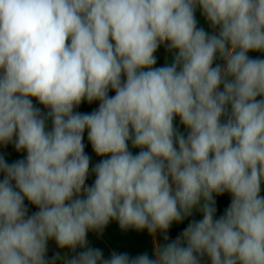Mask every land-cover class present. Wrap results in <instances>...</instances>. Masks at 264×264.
<instances>
[{
    "label": "clouds",
    "instance_id": "1",
    "mask_svg": "<svg viewBox=\"0 0 264 264\" xmlns=\"http://www.w3.org/2000/svg\"><path fill=\"white\" fill-rule=\"evenodd\" d=\"M165 42L177 54L153 67ZM249 52L264 53V0H0V145L27 153L0 154V264H264V58ZM86 130L109 156L91 185ZM113 220L165 243L105 259L87 234ZM53 239L83 250L48 258Z\"/></svg>",
    "mask_w": 264,
    "mask_h": 264
},
{
    "label": "crops",
    "instance_id": "2",
    "mask_svg": "<svg viewBox=\"0 0 264 264\" xmlns=\"http://www.w3.org/2000/svg\"><path fill=\"white\" fill-rule=\"evenodd\" d=\"M218 33V28L215 31ZM176 51L172 50L170 51L168 49V46L166 45L165 51L163 53V62L162 66L164 65H171L173 62L174 56L176 55ZM248 55L252 58L260 57L264 58V53L261 52H249ZM217 63H223L218 57L214 61L213 66ZM222 90V87H221ZM33 103L35 106L41 108L42 112H47L48 110L44 108L43 105H40L38 101L33 99ZM75 111H77L75 109ZM51 121L49 120L47 123L48 130L51 129ZM174 126L185 136L188 133V129L181 124L179 117L174 118ZM3 147V145H0V150ZM129 151H131L134 155L137 154L140 149L134 148L129 141ZM3 179V174H0V180ZM200 212L194 210V214H198ZM180 223H173L170 229L168 230V236L169 231L176 226H178ZM163 233L157 231L156 234L150 235L147 231V229H144L142 231H137L135 229L129 228L127 230H122L119 226V223L115 220L110 221L109 224L105 227L102 233H96L93 231H89L87 234V241L88 246L93 248H99L103 251L104 258H110L112 252L116 253H127L129 257H136L138 255L147 253L150 258H153L154 255V247L156 243H159L163 245L165 243L163 238ZM171 239H175L176 237H169ZM49 249L54 254L56 252H60L61 256H66L67 258H71L72 256L76 255L83 249H80L77 247L75 252H73L71 249L64 248L60 249L58 246H56L53 243H49ZM52 257V256H51ZM50 257V258H51ZM57 264H62L61 261H58Z\"/></svg>",
    "mask_w": 264,
    "mask_h": 264
},
{
    "label": "trees",
    "instance_id": "3",
    "mask_svg": "<svg viewBox=\"0 0 264 264\" xmlns=\"http://www.w3.org/2000/svg\"><path fill=\"white\" fill-rule=\"evenodd\" d=\"M195 18L197 20V27H202L204 28V30L206 32H208L209 34L214 33L216 29H214L210 22L207 21L206 17L203 16L202 14V10L199 8V6L196 7L195 10ZM167 42H165L164 44H161L157 51L154 53V56L156 57V64L153 65V67H161L162 66V62H163V53L165 51ZM114 91H110L109 95H114ZM99 106V102L95 101L91 104H89L87 101H84L80 104V106L78 108H76L77 111L79 112H84V113H88L91 112L94 109H97ZM86 145L85 147V151L86 153L91 157V163H90V172H89V176L86 180V185H91L94 182L95 176L94 174L91 172V167L93 165H95L96 163H98L99 161L103 160V159H107L109 158V156H97L95 154V152L92 150L91 144L88 142L87 140V130L84 133V141H83ZM0 154H3L5 156V159L11 163L15 160L18 159H24L26 158V151L23 152H17L14 148L13 144H8L7 146H4L1 148L0 150ZM2 174V173H0ZM261 196H264V184L261 185ZM216 201H217V217H219L221 214H223L224 209L230 204V200H231V196L228 193H225L221 196H216L215 197ZM25 204L26 206L29 208V214L38 211V209L34 206L31 205L27 200H25ZM192 219H196V220H200L202 219V213H198V214H194L192 217H188L186 218L183 222H181L178 226H176L175 228L171 229L169 231V237L173 238L176 237L178 234H180L182 232V230L187 226V224L190 222V220ZM49 243H53L57 246L55 240H49L48 242V252H47V257L50 258L51 256H53V253L51 252V250L49 249ZM202 264H210V260H208L207 257L203 258Z\"/></svg>",
    "mask_w": 264,
    "mask_h": 264
}]
</instances>
